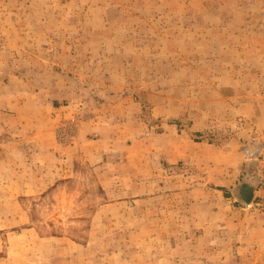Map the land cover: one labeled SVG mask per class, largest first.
Segmentation results:
<instances>
[{
	"label": "rangeland",
	"instance_id": "374dc122",
	"mask_svg": "<svg viewBox=\"0 0 264 264\" xmlns=\"http://www.w3.org/2000/svg\"><path fill=\"white\" fill-rule=\"evenodd\" d=\"M262 128L264 0H0V264H264Z\"/></svg>",
	"mask_w": 264,
	"mask_h": 264
},
{
	"label": "built area",
	"instance_id": "2783aa9c",
	"mask_svg": "<svg viewBox=\"0 0 264 264\" xmlns=\"http://www.w3.org/2000/svg\"><path fill=\"white\" fill-rule=\"evenodd\" d=\"M248 142L243 147V154L249 158L255 157V164L257 173L260 176V183L258 186L259 195H264V128L254 129L250 132Z\"/></svg>",
	"mask_w": 264,
	"mask_h": 264
},
{
	"label": "water",
	"instance_id": "95a60500",
	"mask_svg": "<svg viewBox=\"0 0 264 264\" xmlns=\"http://www.w3.org/2000/svg\"><path fill=\"white\" fill-rule=\"evenodd\" d=\"M255 157L251 156L246 162V179L236 187L237 197L244 203L249 204L260 183V176L254 167Z\"/></svg>",
	"mask_w": 264,
	"mask_h": 264
},
{
	"label": "crops",
	"instance_id": "0c3cea01",
	"mask_svg": "<svg viewBox=\"0 0 264 264\" xmlns=\"http://www.w3.org/2000/svg\"><path fill=\"white\" fill-rule=\"evenodd\" d=\"M173 161V160H172Z\"/></svg>",
	"mask_w": 264,
	"mask_h": 264
}]
</instances>
